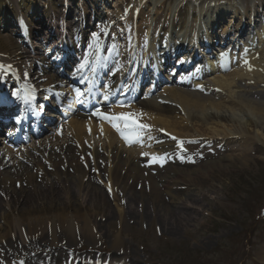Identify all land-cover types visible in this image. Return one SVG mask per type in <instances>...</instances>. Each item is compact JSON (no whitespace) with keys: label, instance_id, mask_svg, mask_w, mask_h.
I'll return each instance as SVG.
<instances>
[{"label":"bare ground","instance_id":"1","mask_svg":"<svg viewBox=\"0 0 264 264\" xmlns=\"http://www.w3.org/2000/svg\"><path fill=\"white\" fill-rule=\"evenodd\" d=\"M173 1L174 10H177L186 0ZM33 2L34 0H0V56L4 57L0 60V89L2 90L0 93L14 84L18 87L21 80V75L16 67L13 66L17 63L16 61L21 62V54L20 50H18L19 47L12 38L3 36V34L4 32H11L9 28L12 27L13 21L16 29H18L17 32L22 39L27 40V44L31 42V38L34 40L37 38V35L33 33L35 20L30 18V14L33 13L35 16L37 13H34L32 10ZM64 2L67 3V0ZM148 2L149 0H136L134 7L128 9L129 12L134 13V16L130 13L129 21H131V23L128 27H125L127 33L124 37L127 39L128 52L123 50L125 44L117 42L116 40L110 47L107 45L110 55L100 50V55L97 56L99 54V51H96L97 45L103 44L106 46L107 43H111V40L101 37L95 41L98 43L95 45L96 53L94 52V54H92V59L95 58L93 65L95 67L94 69L98 72H102V69H99V64L104 66L105 63H113V59H119V70L116 68L114 72L117 73L126 66L125 59L126 62H128L126 56L129 54V58L132 62L136 58L137 64H143L140 72L144 74L147 68H150H144V66L149 65L151 58H157V50H159L162 44L165 45L167 51H172L173 53L177 51V55L169 61L173 62L179 60L177 66L180 67H178V69H176V66L172 68L171 74H175L176 72L177 74H181L183 71L188 73L189 69H193L194 64L199 63V68L194 71L190 78L192 81L196 79L204 80L203 78L213 70L210 69L209 64L208 67H200V63L203 59L209 61L207 56L211 53V49L214 47L221 49V54L216 64L218 72L226 70L229 66L232 67V64H236L237 62L241 63L243 55L251 54L253 51L251 49L253 48H249L250 50H248V52H246V48H244L240 54L241 56L238 54L239 50L238 53L232 52V50L239 47L240 38L245 37L247 30L252 26L257 27L259 23L262 24L264 18V0H250L249 2H245V0H189V2L193 4L191 5L192 8L194 7L198 11H205L204 9L211 10L213 12L212 14L217 17V26L223 28H221V33H219L218 36L213 34L207 39H200L198 36V29L203 23L201 19L202 15L200 14V17L196 16L195 18L190 17L188 20L184 21L182 26L184 25L186 27L187 25L188 28L192 27L193 36L191 40L188 39V46L191 48L192 52L180 57L178 56V51L181 48H178V50L176 48L178 45L185 43L188 34L184 35L183 38H174L178 39V41H175L172 38L174 36V31L171 28L166 30L162 25L159 29L155 28V19L153 20V24H149L147 22L149 20V14L145 6L142 7ZM221 2L222 4L220 7H223L222 9L218 7ZM224 6L227 8H224ZM140 9L145 11V15L141 14ZM52 11H54L53 8H47L44 18L50 19ZM96 11L97 10H95V13H97L96 18H99L98 20H101V17H107L106 22L99 26L98 30L101 32L109 25L107 24L109 15H103V13L100 14L99 11ZM163 12L167 17L164 19V22L173 19L172 17L176 13V11L172 13L174 12L173 10L170 13L169 9L167 11L163 10ZM158 13L159 12H157V14ZM89 16H91V14L83 7L81 18L89 19ZM137 16L140 17L138 19L139 21L134 20ZM227 16H232L228 18L231 20L223 26L222 21ZM75 17L76 16H72L71 21L75 19ZM36 21H39V19H36ZM89 22L92 21L89 20ZM114 22L112 24H116V21ZM235 22L237 26L234 30L233 27L235 26ZM68 24L71 25L72 23ZM89 25H91V23H89ZM97 25L96 27H98ZM214 25L215 23H211L210 29L215 30L216 27ZM64 26V30L68 29L67 24H64ZM178 26V24L174 25V27ZM72 27L73 26L70 28ZM229 33H233L232 39L228 38L227 35ZM208 34L206 33V35ZM12 36H16L14 32ZM116 38L118 39V32L112 37V40ZM260 38L262 37H256V42H259ZM140 41L141 46H138ZM173 44L176 46H173ZM226 44H228V46L223 48ZM251 44L253 45L254 43L251 42ZM137 46L141 50V53H139L138 57H135L134 51ZM78 52H80V48ZM79 55H81V53H79ZM83 56L81 60L85 61L79 64L78 62H73V56L69 54L65 64L68 62L71 64V62H73V65H75L74 71L79 69V67H86L87 63L84 62H89L88 53ZM237 56L239 57L236 58ZM22 58H24L23 54ZM156 61L157 63L155 64ZM156 61L152 63L151 70L152 68L156 71L163 70V63L159 62L157 59ZM44 65L48 66V70L44 68ZM44 65V70L42 72L45 73L42 74L41 78L38 77V81L41 83L40 86L42 94L44 95L43 97L47 99L50 91L54 89V86H57V84L62 81L59 80L58 77H51L47 74L54 65L52 60L48 61L47 59L44 61ZM248 65L250 68L247 72H252L247 75L251 78L255 75H259L261 69H264V65H261V62H255V60L254 62H249ZM129 66L133 67L132 65ZM71 75H73V73H71ZM243 76L245 77L246 75L244 74ZM243 76L238 73L235 78L232 79L220 77L209 82L201 81V83L196 85L195 92L186 89V87H188V75L176 78L172 82L169 81V83L174 86L172 85L164 88L162 96L158 97L159 99L153 98L152 100L146 101L139 109H133V114L132 112H125L122 109H115V112L119 114V116L123 115L129 118L126 120V124L130 126L122 125V120L112 122L113 124H118L123 134L129 135L132 141L145 140L147 138L146 134L149 135L148 131L150 129L152 131L153 128L161 129L163 132L162 135L166 137L171 138V134L176 136V140H179V137L181 138L183 135L178 131V127L175 126L173 120L178 110L177 107H180L184 114L186 110L191 109L200 112L204 116V119H201L196 116L191 117L190 114L185 115L186 119L180 121L181 126L182 123L183 125L185 122L187 123L186 126H183L184 128L198 127L199 130L202 131L204 129V131L214 136L225 134L227 136L225 137L227 140L226 143H230L234 138H237L243 139L239 142L242 145H246L250 143L251 140L240 135L245 134L247 129L246 126L248 128L259 127V124L254 122L251 117L257 116L264 118V102H257L254 100L245 101L241 93L233 90L237 79H243ZM141 79L142 77H139L138 82L134 85L135 88L139 86ZM127 80L128 86H125L124 90L131 85V72L124 71L123 74L116 79L118 82ZM131 86H133V84ZM20 89H29V87L20 85ZM217 90L227 92L226 97L224 96L222 101L219 99L217 100V98L222 99L223 96V94H220ZM212 95L215 96L213 97ZM8 97L7 95L1 97L2 101H0V105L11 109L22 108V106L13 107L11 104L14 102H11ZM163 97H168L176 102L177 107H173L167 103H160L165 102L161 100ZM5 100H8V102L10 101L8 105L5 104ZM48 109H51V107H48ZM207 109L217 112L224 110L229 113L232 112L234 117L237 115L234 113L235 111H244L248 116V120L245 123L246 126H237L236 122H234L237 136L230 134L227 128H222L224 130H220V120L227 121L229 118H216L215 116L207 117V115L204 114ZM139 114L141 115L140 117H138ZM132 120H135L136 124L147 125L148 127L137 128L135 125L132 126ZM207 120L217 121L219 123H214L216 127L213 129L205 128L204 124ZM68 122V124L65 123L61 125L58 131L49 138L52 143L55 142L53 138L57 136L59 130H63V128L67 127L70 129L69 136H65L64 142H61V144L50 145L47 142L44 144L39 142L29 147L22 154L11 150L4 153L0 150V256L17 255L20 253L22 262L18 264H99V260H89L88 258L78 263L74 258H69L65 254L68 245L58 248L54 242L63 241L60 238L61 232L69 237L70 240L67 242L68 244H71L73 240H82L84 238L94 240V242L95 240L102 242V240L106 238V233H101L104 226H106V223L103 222L109 221V223H111L114 220V216L112 213H108L106 218L102 220L97 219L96 214L94 215L92 207L89 205L90 202L94 199L107 200L108 196V198L117 203L114 208L123 220L126 215V210L129 209L132 214L134 213L132 208L128 207V209H126L125 207L128 202L130 203L136 199L133 192L135 187L141 188L144 192L146 188H149L147 190H151L150 194L158 199L163 193L162 189L170 191L177 185L175 177L176 175L179 176L183 170L179 169V167L181 168V164L178 163L182 162V160L177 156L178 150H171V152L163 151V155L148 154L142 151L124 152L123 150L126 149L118 146L115 130L112 126L111 129L107 127V124L110 123H99L92 119H86L83 116L74 117ZM199 123L202 124L199 125ZM140 129L146 132V134H143ZM202 133L203 134H200L201 136H207L203 131ZM262 139H264L263 134L257 133V140ZM245 148L246 147H242L239 157L244 163H248L250 161L251 152ZM175 152L176 154H173ZM16 155L21 156L22 159L16 160ZM175 157H179V159L175 161ZM149 159L152 161V167L154 163L155 165L159 164L157 160L165 161L164 167L162 168L163 170L157 166L158 171L156 175L159 173V177H155L147 170V167H150V163L148 162ZM167 161L170 163L168 162L166 165ZM143 165H145V168L142 167ZM210 165L211 163L208 164V166ZM163 173L164 175L161 176ZM49 178H52V180L50 181ZM99 185L101 189L98 188ZM25 194L30 196L25 199L24 204H26L20 207L21 202H18V199L23 195L26 197ZM147 195L148 193L143 196L145 197ZM193 196L194 195L187 196L185 202L187 204H194L193 202H195L196 198ZM105 206L108 207V205ZM163 207L165 208L166 206L161 204L158 209H162ZM172 213L174 212L172 211ZM144 215L146 216L147 213L143 212L141 214V216ZM145 218H147V216ZM167 222L162 219L161 228L166 232L176 234L178 225ZM108 226L111 231H114L113 233H117V227H119V233L115 236L113 235L112 239H110L112 244L114 243L113 248H117L120 246L121 238H123V222L117 225V227L115 223L109 224ZM114 226L115 229H113ZM162 229L161 231L163 232ZM14 230L17 232V236L13 234ZM58 230L60 233H57ZM50 247L58 249L49 251ZM108 255L109 261L103 262L102 264H128V262L125 261L126 258L124 259L123 253L109 252ZM260 255L264 257V252H261ZM134 264H137V262Z\"/></svg>","mask_w":264,"mask_h":264},{"label":"rangeland","instance_id":"2","mask_svg":"<svg viewBox=\"0 0 264 264\" xmlns=\"http://www.w3.org/2000/svg\"><path fill=\"white\" fill-rule=\"evenodd\" d=\"M64 1L34 0L32 10L34 13H37L35 16L33 13L30 14V18L35 20L33 33L39 37L37 40L32 39L34 48H31L26 41L20 38V35L17 34L18 29H16L13 21L12 27L9 28L11 32H4L3 34V36L12 38L19 47L21 62L16 61L17 63L13 66L16 67L21 75V79L23 78L22 80H30L27 74H32L34 79H32V76H29L31 77L29 83L33 87L39 88L40 86L36 75H41L39 68L43 63L39 65V62H43L47 53H49L47 57L54 60V58H61L65 54V47L73 46L74 48L82 49L80 51L81 55H78V51L74 52L73 55L81 58V56L86 54V51H89L91 55L96 45L94 42L103 36L111 40V43H107L109 47L117 40V42L125 44L123 50L128 52L127 39L124 37L127 33L125 27H128L131 23L129 21L130 13L134 16V13L129 12L128 9L134 7L136 0H67V3ZM249 1L245 0V2ZM221 4L222 2L219 3L218 7ZM191 5L193 4L189 0H186L182 8L174 10L173 0H149L142 7L145 6L149 14L147 22L153 24V20L155 19V28L159 29L161 25L166 30L171 28L174 31L172 38L175 41H178V39L174 38H183L186 34H188V39L191 40L193 36L192 27L188 28L187 25L186 27L182 26V23L190 17H200V14L203 20L202 25L198 29L200 39H207L213 34L218 36L223 27L217 26V17L212 14L213 12L209 9L198 11L194 7L192 8ZM50 7L54 9L51 12L52 16L50 19H45V10ZM83 7L91 14L89 19L81 18ZM222 8L220 7V9ZM224 8L227 7L224 6ZM168 9L170 13L172 10L174 11L172 13H175V11L176 13L174 14L175 16L173 15V19L169 20L168 17L169 21L164 22V19L167 17L163 10L167 11ZM95 10H97L96 12L99 11L100 14L109 15V21L107 22L109 25L101 32L98 30L99 26L106 22L107 17H101V20H98L99 18H96L97 13H95ZM140 11L141 14L145 15L143 9H140ZM157 12L159 13L157 14ZM72 16H76L75 21L71 22L73 27L68 29L67 35H65V30H63L64 24H68ZM229 17L232 16L224 18L222 21L223 26L231 20L228 19ZM139 18L137 16L134 20L139 21ZM36 19H39V21H36ZM89 20L92 22H89ZM114 21H116V24H112ZM211 23H215V30L210 29ZM176 24L179 26L174 27ZM236 26L237 23L235 22L234 30ZM13 32L16 35L15 37L12 36ZM117 32L118 39L112 40V37ZM70 33H75V35L72 36ZM206 33L209 34L206 35ZM232 34L229 33L227 35L229 39L233 38ZM59 36L64 37V42L57 46L56 41ZM258 36L262 38H260L259 42H256V37L258 38ZM251 42L254 44L252 45ZM78 43L81 45L80 47ZM239 43V47L233 49L232 52L238 53L239 50L238 54L241 56L240 54L244 48H246L247 52L250 50L249 48H253L251 49L253 51L251 54H244L241 63L237 62L232 67L229 66L225 71L221 72H218L216 69L221 49L218 47L211 49V53L207 56L209 61L203 59L200 63V67H208L209 64L210 69L213 70L205 76V81L209 82L220 77L232 79L238 73L241 76L245 74L246 76H243V79H237L233 90L241 93L245 101L264 102V69H261L259 75H255L252 78L248 76L252 71L247 72L250 68L249 62H254L255 60V62H261V65H264V18L262 24L259 23L257 27H250L247 30V34L245 33V37L240 38ZM184 44L185 46L181 48L180 54L178 53L180 57L192 52L188 46L189 44L187 42ZM138 46H141V41ZM138 46L134 51L135 57H138L139 53H141ZM227 46L228 44L224 45L223 48ZM164 51H166L165 45L161 44L157 53L161 54ZM22 54L24 58H22ZM126 57L128 62L125 59V65L130 67L129 65L133 64L129 58V54ZM3 58V56H0V60ZM161 60L162 57H160ZM133 62H136V58ZM153 62L154 60L152 59ZM175 62L177 67L179 60ZM198 64H194L193 69H189V73L184 72L181 76L185 74L192 75L199 68ZM138 65L141 64H137V68ZM126 66L124 69L127 68ZM173 67L174 64L171 62L170 68L166 73H163V80L165 79L163 83L166 82V79L173 80L178 78V75L168 73ZM53 75V73L50 74V76ZM161 88H164V86ZM187 90L194 91V84L190 85ZM217 91L223 94L222 99L217 98V100L222 101L224 96L226 97L227 92L222 90ZM162 94L163 89L156 92L153 98L161 97ZM212 96L214 97L215 95ZM161 100L165 102L160 103H167L168 105L177 107V103L168 97H163ZM146 101V99L142 98L130 112H134L133 109L142 107V104L146 103ZM177 109L173 121L175 126L178 127V131L183 135L181 138L179 137V140H176V136L170 133L171 138L166 137L162 135L161 129L153 128L149 132V135L147 134L145 142L135 144L130 149V151L137 150L154 155H163V151L171 152V150H178L177 156L182 160V162L178 163L181 164V168L179 167V169L183 170L179 176L176 175L175 177L177 185L170 191L162 189L163 193L158 199L150 194L151 190H147L149 188H146L144 192L141 188L135 187L133 192L136 199L130 203L128 202L125 207L126 209L128 207L132 208L134 213L132 214L129 209L126 210L123 220L114 208L117 204L115 201H112L108 196L107 200L94 199L89 205L92 207V211L94 215L96 214L97 219L102 220L106 218L108 213H112L114 216V220L111 223L109 221L103 222L106 223V226H104L101 233H106V238L102 242L99 240H95L94 242V240L84 238L82 240H73L71 244H68L69 237L58 230L57 233H60V238L63 241L54 243L58 248L68 245L65 251L68 257H73L78 263L88 258L89 260H99V264H102L109 261V252H117L124 254V259L126 258L125 261L128 264H134L135 262L137 264H264V257L260 255L261 252H264V139L257 140V133H262L264 137V118L252 116L251 118L259 124V127L248 128L245 125L248 116L244 111H235L234 113L237 115L234 117L232 112L229 113L225 110L217 112L207 109L204 113L207 117L229 118L227 121L220 120V130L227 128L230 134L237 136L234 127L236 125L246 126L248 130L246 129L245 134L240 136L247 137L251 142L242 145L239 141L243 139L234 138L230 143H226L225 137L227 136L225 134L214 136L202 128V131L207 136H201L200 134L203 133L198 127L184 128L183 126H186L187 123L185 122L184 125L182 123L181 126L180 121L186 119L185 115L190 114L191 117L196 116L201 119H204V116L195 110L188 109L184 114L180 107H177ZM140 116L139 114L138 117ZM234 122H236V125ZM214 123L219 122L207 120L204 127L213 129L216 127ZM201 124L199 123V125ZM62 140L63 138L59 142H62ZM242 147H246L245 149L251 152L248 163H244L239 157ZM173 154H176V152ZM179 157H175V161ZM148 162L152 163L150 159ZM157 162L159 164L155 165L154 163L153 167L152 164L150 167H147L150 174L155 177L160 176L159 173L156 175L158 171L157 166L162 169L165 163L164 160H157ZM168 162H166V165ZM210 163L211 167L208 166ZM142 167L145 168V165ZM49 180L51 181L52 178H49ZM98 188H100V185ZM146 193L148 195L144 197L143 195ZM25 195L26 197L23 195L18 199V202H21L20 207L26 204H24L25 199L30 196L28 194ZM192 195L196 198L195 202H193L194 204H187L185 198ZM161 204H164L166 207L158 209ZM105 205H108V207ZM143 212L147 213V218H145V215L141 216ZM162 219L166 222L168 221L167 223L178 225L176 234L166 232L161 228ZM122 222L124 228L123 238H121L119 248H113L114 243L112 244L110 239H112L113 235L115 236L119 233L117 225H120ZM114 223L117 227V233H113L114 231H111L108 226ZM113 229H115V226ZM16 233L14 230V236H17ZM58 248L50 247L49 251H55ZM19 262H22L20 253L17 255L0 256V263L2 264H18Z\"/></svg>","mask_w":264,"mask_h":264},{"label":"snow or ice","instance_id":"3","mask_svg":"<svg viewBox=\"0 0 264 264\" xmlns=\"http://www.w3.org/2000/svg\"><path fill=\"white\" fill-rule=\"evenodd\" d=\"M106 118H107V119H110L111 121L127 120V118L124 117L123 115H122V116H119V117H106ZM132 123L135 124V122H132ZM113 126L116 127L118 131L120 130L118 124L114 123ZM126 126H130V125H127V124H126ZM135 126H136L137 128H147V127H148L147 125H140V124H135ZM125 139L127 140L128 138L125 137Z\"/></svg>","mask_w":264,"mask_h":264}]
</instances>
